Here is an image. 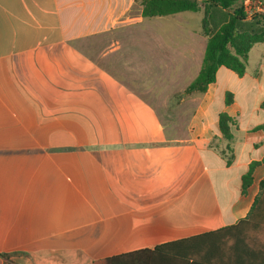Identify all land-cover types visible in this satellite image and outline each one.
Segmentation results:
<instances>
[{
  "label": "crops",
  "instance_id": "crops-1",
  "mask_svg": "<svg viewBox=\"0 0 264 264\" xmlns=\"http://www.w3.org/2000/svg\"><path fill=\"white\" fill-rule=\"evenodd\" d=\"M142 1L0 0V264H191L180 241L231 226L219 264H264V211L246 220L264 180V44L190 94L189 137L169 143L150 101L198 75L203 11L143 18ZM119 30L100 60L140 53L128 73L76 44Z\"/></svg>",
  "mask_w": 264,
  "mask_h": 264
},
{
  "label": "trees",
  "instance_id": "trees-1",
  "mask_svg": "<svg viewBox=\"0 0 264 264\" xmlns=\"http://www.w3.org/2000/svg\"><path fill=\"white\" fill-rule=\"evenodd\" d=\"M242 0H143L141 17L153 18L167 16L180 12H196L202 9V34L207 43L202 59L201 68L196 78L185 88L176 93L175 98H181L193 92L204 93L207 86L214 81L216 70L223 66L241 76L246 68L247 54L257 45L264 44V13L258 12L246 20L250 10L255 6L256 0H249L246 4L234 7ZM232 10V12H229ZM229 101V100H228ZM230 118L224 114L219 116V127L226 137L229 133ZM249 174L244 177V187L248 183ZM261 194L254 201V205L246 220L253 219L255 213L264 211V180L260 182ZM245 221V220H243ZM242 221L241 224L244 222ZM231 226L212 232L196 235L179 243H190L193 253L188 260L191 264H219V253L234 251V229ZM239 227V226H238ZM226 238L225 240H223ZM166 245L156 247L152 252H165ZM230 248V250H228ZM191 251V250H190ZM192 252V251H191ZM149 250L136 252L132 255H149ZM3 264L8 263V256L1 255ZM123 257V256H122ZM121 256L107 259L104 262L116 261Z\"/></svg>",
  "mask_w": 264,
  "mask_h": 264
},
{
  "label": "rangeland",
  "instance_id": "rangeland-1",
  "mask_svg": "<svg viewBox=\"0 0 264 264\" xmlns=\"http://www.w3.org/2000/svg\"><path fill=\"white\" fill-rule=\"evenodd\" d=\"M255 3L253 9L257 7L259 10L257 12L253 11L251 15L258 12L264 13V0H256ZM199 14L202 15L201 12H199ZM127 34L128 32L126 30H119L108 36L97 37L94 40L91 38L82 39L77 41L76 44L80 45L89 57H93L96 61H100V63H103L107 67L109 66L108 68H113V70L118 71H126L128 73L129 70L127 71L126 68L123 67L124 63L129 62L130 59H136L137 55L139 56L140 53L116 52L112 53L104 60H100L101 50L105 45L109 42H114L115 40L120 42V39L123 40L121 42H125L128 40ZM137 36L138 35L135 36V42L139 41ZM259 47L262 48L264 46L260 45ZM176 93L180 92L170 93V97L166 99L150 101L155 104L160 122L164 125L166 140L169 143L183 142L189 137V120L196 103L195 98L190 96L191 93L186 94L181 98H175L174 95Z\"/></svg>",
  "mask_w": 264,
  "mask_h": 264
}]
</instances>
